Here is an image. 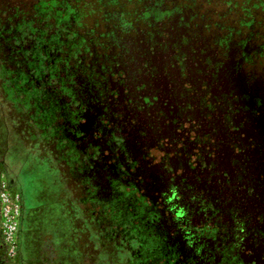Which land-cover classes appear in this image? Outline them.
<instances>
[{
    "label": "flooded vegetation",
    "instance_id": "obj_1",
    "mask_svg": "<svg viewBox=\"0 0 264 264\" xmlns=\"http://www.w3.org/2000/svg\"><path fill=\"white\" fill-rule=\"evenodd\" d=\"M23 4L0 21V71L103 248L125 264H264V8Z\"/></svg>",
    "mask_w": 264,
    "mask_h": 264
},
{
    "label": "rangeland",
    "instance_id": "obj_2",
    "mask_svg": "<svg viewBox=\"0 0 264 264\" xmlns=\"http://www.w3.org/2000/svg\"><path fill=\"white\" fill-rule=\"evenodd\" d=\"M12 1L0 0V10ZM1 13L3 20L9 17ZM2 92L0 88V182L18 194L21 209V258L9 264H124L122 254L113 259L103 248L62 166L37 140L24 136L22 111Z\"/></svg>",
    "mask_w": 264,
    "mask_h": 264
},
{
    "label": "built area",
    "instance_id": "obj_3",
    "mask_svg": "<svg viewBox=\"0 0 264 264\" xmlns=\"http://www.w3.org/2000/svg\"><path fill=\"white\" fill-rule=\"evenodd\" d=\"M20 198L10 191L8 183L0 182V237L9 262L18 256L20 232Z\"/></svg>",
    "mask_w": 264,
    "mask_h": 264
},
{
    "label": "trees",
    "instance_id": "obj_4",
    "mask_svg": "<svg viewBox=\"0 0 264 264\" xmlns=\"http://www.w3.org/2000/svg\"><path fill=\"white\" fill-rule=\"evenodd\" d=\"M28 0H13L11 5L9 7H5L4 9L0 10L2 11V13L4 15H9V18L10 17H15L17 14H19L18 12L19 11H15V10H18L19 8V3L21 2H26ZM255 2L258 3L259 6H262L264 8V0H255ZM47 6H50L49 4ZM17 14H16V13ZM1 13V14H2ZM8 19V18H7ZM6 19V20H7ZM6 20H3L2 18H0V21L2 22H5ZM0 23V40L1 39H4V44L7 43V40L9 39L7 36L10 35L12 33V30L11 29H7V25L3 24V23ZM15 30V33H17L19 31V27L14 29ZM32 31V29H31ZM2 71H0V79H2L3 81L0 80V88H1V91L2 92V95H5L7 97V99H11V95H10V90L9 88H7V79H8V72H7V69L6 68H1ZM8 102H10V104L12 105H16V104H13L12 100H8ZM17 106V105H16ZM18 108H20V110L22 111V106H17ZM21 130L22 132L24 133V136L27 138V133L25 131V128H24V125H23V117H22V113H21ZM28 139V138H27ZM29 140V139H28ZM30 141V140H29ZM101 243L103 242V240H100ZM1 249L4 250V247L1 246ZM119 253H117L116 249H112L110 250V256L113 258V259H117V257H119ZM20 258H21V254H20V250L18 252V256L16 258V260L19 262L20 261ZM0 262H1V257H0ZM126 262H124L125 264Z\"/></svg>",
    "mask_w": 264,
    "mask_h": 264
}]
</instances>
